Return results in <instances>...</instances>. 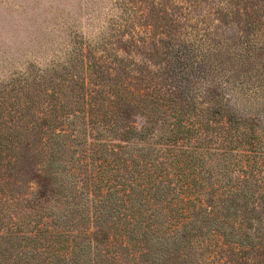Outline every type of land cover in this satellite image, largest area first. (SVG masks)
<instances>
[{"label":"trees","instance_id":"1","mask_svg":"<svg viewBox=\"0 0 264 264\" xmlns=\"http://www.w3.org/2000/svg\"><path fill=\"white\" fill-rule=\"evenodd\" d=\"M168 3L155 71L76 38L0 84V264H264V126L218 81L264 96V0Z\"/></svg>","mask_w":264,"mask_h":264},{"label":"rangeland","instance_id":"2","mask_svg":"<svg viewBox=\"0 0 264 264\" xmlns=\"http://www.w3.org/2000/svg\"><path fill=\"white\" fill-rule=\"evenodd\" d=\"M167 1L168 7L174 6L176 2L0 0V84L7 83L12 77L25 72L31 64L45 69L64 61L76 38H82L89 43L100 42L113 51V56L106 55L104 60L108 64L105 67L109 74L124 78V73L120 72L121 64L114 60V56L124 59L125 66L133 63L135 66L131 68L134 75L147 69L155 71L150 62L151 57L145 55H152L154 44L159 38L165 37L162 26L155 19L154 11H158L160 5ZM112 35V41H107L106 38ZM179 39L183 40L177 36V40ZM127 40L136 41L140 46L139 50L131 51L130 48L127 51ZM257 44H264V28L258 34ZM101 52L103 51H98L97 56L105 58ZM261 74L263 72L260 70L256 76ZM84 76L87 78V73ZM218 81L224 84L226 96L233 107L246 117H261L264 126V96L256 93L261 82L253 80L251 83L233 87V84L227 85L223 79ZM199 89L202 90V87ZM143 124L144 118L137 116L135 127L139 129Z\"/></svg>","mask_w":264,"mask_h":264}]
</instances>
